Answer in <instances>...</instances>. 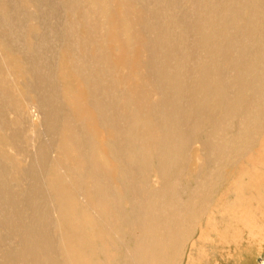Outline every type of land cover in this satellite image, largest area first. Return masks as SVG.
Returning a JSON list of instances; mask_svg holds the SVG:
<instances>
[{
	"label": "bare ground",
	"instance_id": "1",
	"mask_svg": "<svg viewBox=\"0 0 264 264\" xmlns=\"http://www.w3.org/2000/svg\"><path fill=\"white\" fill-rule=\"evenodd\" d=\"M263 181L264 0H0V264L204 263Z\"/></svg>",
	"mask_w": 264,
	"mask_h": 264
},
{
	"label": "rangeland",
	"instance_id": "2",
	"mask_svg": "<svg viewBox=\"0 0 264 264\" xmlns=\"http://www.w3.org/2000/svg\"><path fill=\"white\" fill-rule=\"evenodd\" d=\"M262 183L264 184V181ZM222 213L225 214L227 212H224L223 210ZM246 218L247 216H243V219H245L243 222H247ZM222 219H227L228 221V219L230 220V217L227 216V218ZM215 221L212 223V226L216 224ZM250 222L251 223H249L248 225L240 224L241 230L240 228L234 227V232L239 231L240 234L238 235L239 237H235L232 248L230 250L229 248L224 246L223 249H220L219 252H217L216 256L212 260L204 261V263L200 262V264H264V210L259 213L258 216L254 215L252 217L251 215ZM222 223L223 224H219V226L221 225L222 228L231 230L228 225L233 224L234 222H229L230 224H225L224 222ZM223 225H225V227H223ZM246 229H248L249 232L246 233ZM197 238L198 235H194V237L189 239L183 251L182 264L194 263L199 261L200 259L213 257L214 251H202L197 247V244L195 251L191 249V245L193 244H191V242H193ZM218 245L220 246L221 244ZM225 248L227 251L225 250Z\"/></svg>",
	"mask_w": 264,
	"mask_h": 264
}]
</instances>
